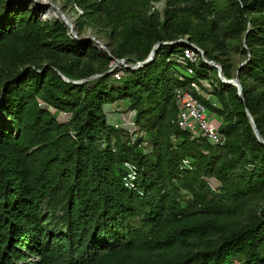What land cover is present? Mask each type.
Wrapping results in <instances>:
<instances>
[{
	"label": "trees",
	"instance_id": "trees-1",
	"mask_svg": "<svg viewBox=\"0 0 264 264\" xmlns=\"http://www.w3.org/2000/svg\"><path fill=\"white\" fill-rule=\"evenodd\" d=\"M68 2L82 10L80 37L90 29L113 57L32 1L0 0V264H264V144L247 115L264 137V0ZM190 44L227 78L250 55L244 98L221 80L206 88L219 106L194 91L219 115L223 145L177 123V89L211 73L202 58L182 73ZM122 100L135 140L106 111Z\"/></svg>",
	"mask_w": 264,
	"mask_h": 264
},
{
	"label": "built area",
	"instance_id": "built-area-1",
	"mask_svg": "<svg viewBox=\"0 0 264 264\" xmlns=\"http://www.w3.org/2000/svg\"><path fill=\"white\" fill-rule=\"evenodd\" d=\"M77 8L82 12L79 7ZM56 15L57 14L55 13V16L53 17H57ZM70 34L73 35L71 29ZM198 48L199 47L197 45L190 44V47L185 49L184 54L182 56L176 57L178 65L184 67L185 71H183L182 69L181 70L182 73L186 76L194 77L195 75V67H193L192 65L197 64L200 58H202L201 52L198 51ZM118 67L122 68L123 66ZM183 74L180 75L181 79L184 78ZM122 75L123 72L121 69L114 74L115 78L117 79H121ZM190 85L193 91H188L180 88L177 89L176 92V102L179 109V113L177 116L178 125L182 129L187 130L194 137L203 136L214 144L223 145L226 141V137L220 131L221 120H219L220 124L216 125L213 122V118L208 115V109L211 108L194 94L195 91L197 94L201 96L203 95L208 98L214 106H219L220 104L218 99L211 96V94H207L206 92H204V90L206 91V88L211 89L212 85L210 81L208 79L201 78L193 79ZM135 115V110H131L129 112L128 123L132 126L130 129L131 134L132 131L134 132L132 134L133 140H135L138 136L142 135L141 132L136 130L134 121ZM143 145L147 150H152L151 143L149 142V140L145 139ZM192 162L193 160L191 158H187L185 159L183 166L190 167Z\"/></svg>",
	"mask_w": 264,
	"mask_h": 264
},
{
	"label": "water",
	"instance_id": "water-1",
	"mask_svg": "<svg viewBox=\"0 0 264 264\" xmlns=\"http://www.w3.org/2000/svg\"><path fill=\"white\" fill-rule=\"evenodd\" d=\"M25 1H34L36 5H42V3H40V1H38V0H25ZM54 7L58 11V14L56 16L63 19V21L71 29L73 36L77 39L78 42H82V41H93L94 42V45L96 47H98L99 49H102L103 51L107 52L111 57H113V54H112L110 48L108 47V45L103 40H101V39H99V38H97L96 36H93V35H86V36L80 37L78 35L77 30L75 29V24H74L73 19L70 18L66 13H64L60 9L59 6L55 5ZM182 43H189V40L187 38H182V39H178L176 41H160V42H158V43H156L154 45L152 51L150 52L149 56L145 60H143V61H137L136 63H129V62L126 61L125 58H114L115 64L112 66V68L108 72L113 71V69L115 67H118V66H123V67L131 68V69L141 68V67H143V66L151 63L155 59V57L157 56V53H158L159 48L161 47V45L182 44ZM243 44H244V47L246 48L247 47L246 39H244ZM198 51L201 52L202 59L205 62H207L211 67L217 69L218 75L220 77L221 82L224 83L225 85H233V86L237 87L238 94L242 98H244L243 85H242L241 80H240L239 70H240V68L245 63L248 62V60L250 59V55H249V58L247 60H245V61H243L241 63V65L239 66V69L237 71L236 76L233 77V78H227L225 76V74H224L223 66L219 62H217L216 60H209L207 58V56H206V52L201 47L198 48ZM101 75L102 74H95V75L89 77L88 79H93V78H96V77L101 76ZM62 76L67 81H71L65 75L62 74ZM88 79L76 80L74 82L75 83H83V82H85ZM247 115H248V117L250 119V123L252 125V128H253V130H254L257 138L259 139V141L261 143L264 144V137L261 135L260 131L258 130L257 125L255 123V120H254V118H253V116H252V114L250 113L249 110H247Z\"/></svg>",
	"mask_w": 264,
	"mask_h": 264
},
{
	"label": "rangeland",
	"instance_id": "rangeland-1",
	"mask_svg": "<svg viewBox=\"0 0 264 264\" xmlns=\"http://www.w3.org/2000/svg\"><path fill=\"white\" fill-rule=\"evenodd\" d=\"M38 1H40V3H42V5H36V7H40L41 9H44L46 11L45 13L41 14V17L43 19H50L53 16H55V13L58 14L57 9L54 7L55 5L59 6L60 9L64 13H66L70 18H72L74 22L76 21L75 20L76 17H78V11H79V13H81V11L77 8L78 6L75 5L74 9L71 8V3L68 2V0H38ZM32 2L35 3L34 1H32ZM156 5H157V7L162 8L164 6V1H160V2L156 3ZM86 35L95 36L90 29L84 31L82 36H86ZM238 59H239V57L237 56L236 57V61H238ZM178 66H179L180 69L185 71L183 66H181V65H178ZM209 81L210 82H214L216 84L220 83V77L216 73V69L213 68V67H211V73H210ZM204 92H206V91L204 90ZM128 103L129 102L127 100L119 101V103H117V104L116 103L114 105L111 104V106L108 107L106 109V111H107V113L109 115V120L112 123H115V124H117L118 126H121V127H124L123 124H127L125 126H127L128 129H131L132 126L130 124L128 125L129 112H130V111L127 110L128 105H129ZM118 104H120V105L117 106ZM115 113H117V114L115 115ZM62 115L67 116V114H65V113H63ZM208 115L211 116V118H213V122L216 125L220 124V121H219L220 117H219V115L216 112H214L211 109H208ZM130 133H131V130H130ZM133 133L134 132L132 131V134ZM210 183L213 186L217 185V182L215 180H213V179H210ZM237 261H238V259H237Z\"/></svg>",
	"mask_w": 264,
	"mask_h": 264
},
{
	"label": "crops",
	"instance_id": "crops-1",
	"mask_svg": "<svg viewBox=\"0 0 264 264\" xmlns=\"http://www.w3.org/2000/svg\"><path fill=\"white\" fill-rule=\"evenodd\" d=\"M119 103V102H118ZM117 104V103H116ZM120 104H118L117 106H119ZM117 113H115V115H116ZM117 125V124H116ZM125 125H127V124H123V126H125ZM128 125H129V123H128Z\"/></svg>",
	"mask_w": 264,
	"mask_h": 264
}]
</instances>
